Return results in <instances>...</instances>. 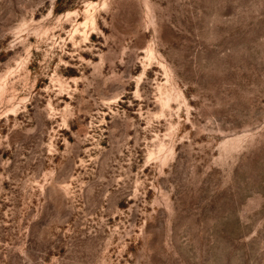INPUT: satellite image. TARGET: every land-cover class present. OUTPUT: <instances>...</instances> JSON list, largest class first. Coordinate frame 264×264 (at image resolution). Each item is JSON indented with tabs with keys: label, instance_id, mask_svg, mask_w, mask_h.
<instances>
[{
	"label": "rangeland",
	"instance_id": "obj_1",
	"mask_svg": "<svg viewBox=\"0 0 264 264\" xmlns=\"http://www.w3.org/2000/svg\"><path fill=\"white\" fill-rule=\"evenodd\" d=\"M0 264H264V0H0Z\"/></svg>",
	"mask_w": 264,
	"mask_h": 264
}]
</instances>
